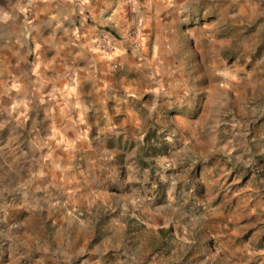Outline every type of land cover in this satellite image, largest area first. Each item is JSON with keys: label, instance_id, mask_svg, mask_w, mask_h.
Here are the masks:
<instances>
[{"label": "rangeland", "instance_id": "1", "mask_svg": "<svg viewBox=\"0 0 264 264\" xmlns=\"http://www.w3.org/2000/svg\"><path fill=\"white\" fill-rule=\"evenodd\" d=\"M34 1L0 38V264H264V0H149V75L109 70L65 142Z\"/></svg>", "mask_w": 264, "mask_h": 264}, {"label": "crops", "instance_id": "2", "mask_svg": "<svg viewBox=\"0 0 264 264\" xmlns=\"http://www.w3.org/2000/svg\"><path fill=\"white\" fill-rule=\"evenodd\" d=\"M19 0H5L6 17L0 21V38L14 37L10 29L22 20L14 11L23 8ZM23 3V0H22ZM134 11L128 16L123 0H35L36 11L32 36L39 58L37 79L43 102L53 103L58 110L52 114L57 141H70L83 132L86 114L95 109L96 94H101L112 77L109 70H143L149 75V0H131ZM130 4V3H129ZM20 6V7H19ZM126 10V11H125ZM87 11L90 21L80 14ZM138 15L142 33L139 53H129L135 38L130 32ZM20 19V21H18ZM134 24V25H133ZM117 34V35H116ZM73 74V75H72ZM135 77L125 76L123 86L137 83ZM91 111V112H88Z\"/></svg>", "mask_w": 264, "mask_h": 264}]
</instances>
